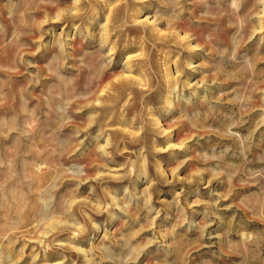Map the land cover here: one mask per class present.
Instances as JSON below:
<instances>
[{"label":"rangeland","instance_id":"1","mask_svg":"<svg viewBox=\"0 0 264 264\" xmlns=\"http://www.w3.org/2000/svg\"><path fill=\"white\" fill-rule=\"evenodd\" d=\"M0 264H264V0H0Z\"/></svg>","mask_w":264,"mask_h":264}]
</instances>
